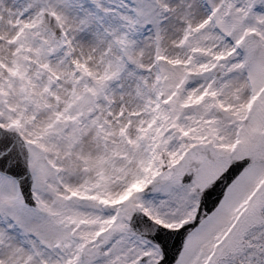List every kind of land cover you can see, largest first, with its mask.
Returning <instances> with one entry per match:
<instances>
[{
  "label": "rangeland",
  "instance_id": "obj_1",
  "mask_svg": "<svg viewBox=\"0 0 264 264\" xmlns=\"http://www.w3.org/2000/svg\"><path fill=\"white\" fill-rule=\"evenodd\" d=\"M2 92L37 205L0 174V264H157L132 215L180 228L242 158L178 262L264 264V0H0Z\"/></svg>",
  "mask_w": 264,
  "mask_h": 264
},
{
  "label": "water",
  "instance_id": "obj_2",
  "mask_svg": "<svg viewBox=\"0 0 264 264\" xmlns=\"http://www.w3.org/2000/svg\"><path fill=\"white\" fill-rule=\"evenodd\" d=\"M43 25L53 33L57 42L62 40V30L58 21L48 12L43 15ZM0 160L4 162L3 166H0V172L18 180L25 203L30 206H36L33 194L34 178L29 166V148L19 133L6 130L1 126ZM250 163L251 160L248 158L234 162L218 180L212 183L201 197L195 218L188 221L183 227L176 230L168 229L154 222L143 212H137L131 223L132 230L159 246L157 237L162 238L166 245L168 260L170 264H175L174 258L176 260L179 259L189 235L216 210L226 190ZM186 178H190V176Z\"/></svg>",
  "mask_w": 264,
  "mask_h": 264
},
{
  "label": "snow or ice",
  "instance_id": "obj_3",
  "mask_svg": "<svg viewBox=\"0 0 264 264\" xmlns=\"http://www.w3.org/2000/svg\"><path fill=\"white\" fill-rule=\"evenodd\" d=\"M3 163H4L3 160H0V166H3ZM3 179H4L3 176H0V181H2ZM157 240L160 244L159 252L163 253V255L160 256L158 264H170V262L168 260V256L166 254V245H165L163 239L160 237H157ZM174 261H175V264H179L178 260H176L175 258H174Z\"/></svg>",
  "mask_w": 264,
  "mask_h": 264
},
{
  "label": "bare ground",
  "instance_id": "obj_4",
  "mask_svg": "<svg viewBox=\"0 0 264 264\" xmlns=\"http://www.w3.org/2000/svg\"><path fill=\"white\" fill-rule=\"evenodd\" d=\"M217 21H218V19H217ZM151 186H152V185H151ZM137 195H138V194H137ZM137 195H136V196H137ZM130 205H131V203L129 204V206H130ZM129 206H128V207H129ZM102 239H103V238H102Z\"/></svg>",
  "mask_w": 264,
  "mask_h": 264
},
{
  "label": "trees",
  "instance_id": "obj_5",
  "mask_svg": "<svg viewBox=\"0 0 264 264\" xmlns=\"http://www.w3.org/2000/svg\"><path fill=\"white\" fill-rule=\"evenodd\" d=\"M4 121V120H3ZM6 122V121H5ZM7 123V122H6Z\"/></svg>",
  "mask_w": 264,
  "mask_h": 264
}]
</instances>
